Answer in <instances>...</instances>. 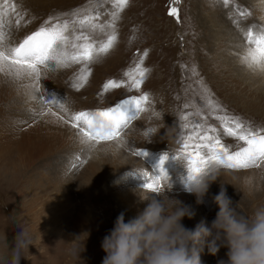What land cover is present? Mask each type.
I'll return each mask as SVG.
<instances>
[{"label":"rangeland","instance_id":"rangeland-1","mask_svg":"<svg viewBox=\"0 0 264 264\" xmlns=\"http://www.w3.org/2000/svg\"><path fill=\"white\" fill-rule=\"evenodd\" d=\"M12 3L17 14L4 19L13 43L38 30L49 17L51 24L73 19L60 13L79 10L82 18L98 10L97 22L105 24L116 10L111 0ZM171 7L178 8L179 19L169 15ZM249 29L254 34L264 30V0H229L227 4L224 0H130L116 21V44L90 65L92 74L82 88L74 87L82 64L42 70L41 91L46 86L50 94L66 98L67 112L55 106L49 110L32 100L35 89L30 79L0 74V264H10L4 239L7 236L11 242L18 228L27 229L35 245L21 264H102L106 255L102 242L117 216L124 213L127 222L149 203L142 195L159 198L144 185L146 177L159 174L164 154L168 155L163 163L168 178L160 183L162 189L171 185L165 189L166 196L191 209L192 218L182 221L186 228L194 230L201 222L210 225L216 218L215 196L221 185L239 203L237 211L242 215L264 206V162L249 169L214 164L219 178L198 202L187 191V160L181 151L190 130L182 127L185 123L215 128L209 134L218 136L229 153L247 145L227 136L218 117H239L253 130L264 129V71H253L242 63L249 47L244 34ZM75 31H80L78 25ZM84 31L99 46L112 30ZM141 58L148 72L139 89L131 88L125 73ZM109 79L124 83L104 92ZM145 93L149 101L142 105L144 111L116 141H84L77 129L59 118L114 107ZM122 110L129 116L136 114L131 104ZM185 115L187 121L182 119ZM141 150L147 153L145 157L138 154ZM78 241L84 244L80 258L70 255ZM226 253L222 247L211 255L206 242L201 264H218L227 260Z\"/></svg>","mask_w":264,"mask_h":264},{"label":"snow or ice","instance_id":"snow-or-ice-1","mask_svg":"<svg viewBox=\"0 0 264 264\" xmlns=\"http://www.w3.org/2000/svg\"><path fill=\"white\" fill-rule=\"evenodd\" d=\"M103 3V0H100ZM179 0H173L178 3ZM229 0H224L227 4ZM113 7L116 9L111 12L110 21L100 24L101 13L94 10V14L79 16V10L72 13H60L59 16L71 15V21L64 20L63 23L51 24L52 17L45 21L44 25L27 35L21 42L13 43L9 38V34L5 32V17L16 13V5L12 0H0V74L9 76L13 79H30L33 82L35 92L31 99L47 106L58 107L65 112L64 101L66 98L57 97L50 94L47 87L41 91L40 79L43 69H56L59 67H69L72 64H82L80 74L77 79L78 84L74 87L79 90L87 82L92 74L90 65L97 62L98 59L107 55L117 42L116 21L119 19V13L129 5L130 0H111ZM170 16L179 19L178 8L171 7ZM244 16V12H240ZM234 23H236L234 21ZM19 25V20L16 21ZM50 25V26H49ZM79 26L80 31H75V27ZM70 27L72 35H69ZM110 28L112 31L107 36V40L97 46V42L88 32L104 28ZM246 48L245 55L242 57V63L249 69L256 71H264V30H260L255 34L249 29L245 34ZM147 55V52L144 53ZM143 58L136 64L135 68L125 73L129 79L131 88L139 89L144 82L148 69L142 67ZM124 81H116L109 79L103 85V91L119 88ZM149 97L147 93L140 97H129L122 100L121 103L107 109H97L95 111H79L72 113L68 119L63 116L59 117L64 123H70L77 129L78 135L82 136L84 141L99 144L102 141H116L121 137L125 129L141 112L144 111L142 105L147 104ZM134 105L136 114L129 116L123 106ZM217 107H219L217 105ZM55 114V113H54ZM187 121V115L182 117ZM218 119L223 121L224 133L229 137H236L239 141L245 142L246 147H242L239 151L229 153L228 147L221 143V140L215 133V128H205L202 124L196 123L182 125L185 129H190L184 137L183 147L181 149L184 158L187 160V171L189 179L207 168L211 164L224 166L228 169H249L251 167H259L264 162V129L253 130L248 122L241 120L239 117L220 116ZM107 125V127H106ZM207 150V155L204 154ZM139 155L146 156L147 153L141 150ZM222 154V155H221ZM174 159H178L173 156ZM168 159V155H163L160 161L159 174H152L146 177L144 187L151 192H159L163 185L160 183L162 179L168 178L167 173L163 169V163Z\"/></svg>","mask_w":264,"mask_h":264},{"label":"clouds","instance_id":"clouds-1","mask_svg":"<svg viewBox=\"0 0 264 264\" xmlns=\"http://www.w3.org/2000/svg\"><path fill=\"white\" fill-rule=\"evenodd\" d=\"M122 143L117 141L118 145ZM218 178V169L211 164L190 179L187 176V191L201 202ZM170 188L171 185L155 192L159 198L142 195V200L149 203L137 217L125 222L124 213L117 216L113 229L102 242L106 253L102 264H201L206 242L213 256L222 247L227 248V260L218 264H264V206L250 215H242L237 211L239 203L221 185L215 196L219 207L216 218L210 225L201 222L193 230L182 223L185 217L192 218L191 209L166 196L165 189ZM18 229L11 242L7 236L4 239L11 253L10 264H21L27 258L26 253H30V246H35L31 233L25 228ZM83 241L76 243L70 255L80 258Z\"/></svg>","mask_w":264,"mask_h":264},{"label":"bare ground","instance_id":"bare-ground-1","mask_svg":"<svg viewBox=\"0 0 264 264\" xmlns=\"http://www.w3.org/2000/svg\"><path fill=\"white\" fill-rule=\"evenodd\" d=\"M23 87L30 88L28 84H27V85L24 84ZM29 90H30V89H29ZM21 92H22V91H21ZM13 98H14V97H13ZM28 98H29V97H28ZM54 122H55V121H54ZM43 124H44V123H43ZM50 124H51V123H50ZM40 125H41V123H40ZM40 125L38 124V126H40ZM41 126H42V125H41ZM46 126H48V125H46ZM49 127H51V126H49ZM52 127H53V126H52ZM55 127H56V126H55ZM37 128H38V127H37ZM40 129H41V127H40ZM43 130H44V129H43ZM46 130H49L48 127H47ZM53 131H54V130H53ZM47 132H49V131H47ZM50 132H51V131H50ZM54 132H55V131H54ZM37 133H38V132H37ZM52 136H53V135H52ZM13 143H14V142H13ZM60 144H61V143H60ZM20 145H21V144H20ZM19 147H20V146H19ZM15 148H16V147H15ZM15 148H14V149H15ZM20 149H21V148H20ZM20 149H19V150H20ZM21 150H22V149H21Z\"/></svg>","mask_w":264,"mask_h":264}]
</instances>
